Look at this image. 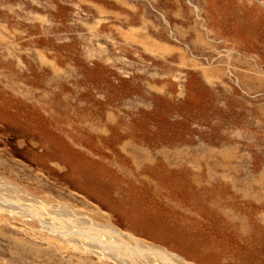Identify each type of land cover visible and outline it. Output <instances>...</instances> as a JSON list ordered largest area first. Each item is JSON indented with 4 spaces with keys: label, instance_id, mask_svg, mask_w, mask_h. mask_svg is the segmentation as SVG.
<instances>
[{
    "label": "rangeland",
    "instance_id": "1",
    "mask_svg": "<svg viewBox=\"0 0 264 264\" xmlns=\"http://www.w3.org/2000/svg\"><path fill=\"white\" fill-rule=\"evenodd\" d=\"M0 179L25 215L264 264V0H0ZM28 218L0 213V264H116Z\"/></svg>",
    "mask_w": 264,
    "mask_h": 264
},
{
    "label": "bare ground",
    "instance_id": "2",
    "mask_svg": "<svg viewBox=\"0 0 264 264\" xmlns=\"http://www.w3.org/2000/svg\"><path fill=\"white\" fill-rule=\"evenodd\" d=\"M18 191L17 186L0 179V213L7 212L14 218L30 217L28 220H35L46 232L61 238L77 251H90L101 260H111L116 264H138V260L145 264H189L159 246L132 239L111 222L97 221L95 216L100 215L98 213L94 217H87L65 204L40 202L43 206L42 212L22 214L16 208L5 204L10 194ZM100 218L103 216L100 215Z\"/></svg>",
    "mask_w": 264,
    "mask_h": 264
}]
</instances>
